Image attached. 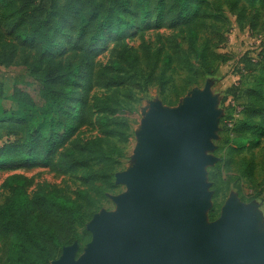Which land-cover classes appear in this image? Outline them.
Instances as JSON below:
<instances>
[{
	"label": "trees",
	"instance_id": "trees-1",
	"mask_svg": "<svg viewBox=\"0 0 264 264\" xmlns=\"http://www.w3.org/2000/svg\"><path fill=\"white\" fill-rule=\"evenodd\" d=\"M226 7L235 13L239 26L247 25L253 32L264 30V0H0V16L27 53L20 64L37 83V99L18 85L10 97L38 108L45 116L54 106L60 125L49 136L27 127L24 137L9 140L0 148V165L10 169L39 165L63 174L80 172L83 186L73 196L65 188L45 183L31 190L33 178L24 174L7 176L0 185L10 191L0 205V233L7 239L3 264H52L66 246L91 240L87 225L117 187L113 174L130 129L124 115L126 105L134 100L136 91L150 85H156L163 96L170 88L183 95L229 60L213 48L215 39L218 43L223 40ZM148 21L179 29L181 39L163 36L166 44L159 49L147 41L140 48L129 47L126 32ZM208 32L213 37L207 36ZM68 36L70 54L59 57L58 47ZM108 36L115 38L110 60L96 72L88 68L79 92L83 64L90 63L93 47ZM1 58L12 65L14 54H2ZM178 72L185 73L180 85L176 84ZM241 72L253 73L254 79L243 91L246 101L231 124L225 164L239 167L227 188L234 181L239 199L249 203L263 194L264 178L257 179L254 159L235 157L258 147L264 139V48L256 60H246ZM93 86L104 87L107 93L89 103ZM240 89L233 86L235 96ZM5 93L6 86L0 82V99ZM91 111L100 133L83 142L73 140L72 146L55 152L86 123ZM217 216L211 208L210 219Z\"/></svg>",
	"mask_w": 264,
	"mask_h": 264
},
{
	"label": "water",
	"instance_id": "water-1",
	"mask_svg": "<svg viewBox=\"0 0 264 264\" xmlns=\"http://www.w3.org/2000/svg\"><path fill=\"white\" fill-rule=\"evenodd\" d=\"M216 114L207 91L172 110L154 102L138 132V165L118 176L129 187L116 198L118 211L95 214L84 252L76 256L75 242L52 264H264V230L252 205L234 195L220 217L203 219L204 151Z\"/></svg>",
	"mask_w": 264,
	"mask_h": 264
},
{
	"label": "rangeland",
	"instance_id": "rangeland-1",
	"mask_svg": "<svg viewBox=\"0 0 264 264\" xmlns=\"http://www.w3.org/2000/svg\"><path fill=\"white\" fill-rule=\"evenodd\" d=\"M26 1L28 2L29 0ZM33 5L35 6V2ZM224 14L227 16L228 21L222 31L223 40L218 43L215 39L213 48L217 53L228 55L230 57L229 60L221 62L212 74L204 75L197 84L190 86L183 95L178 96L176 91L170 88L163 96L156 85H150L144 91H136L134 100L126 105L124 115L129 121L130 129L128 141L124 143L125 149L123 156L120 158V165L113 174L117 187L114 192L108 193L96 214L102 212L116 213L118 211L116 198L129 191L128 185L120 182L118 176L134 171L138 165V132L142 127L145 113L153 107L154 102L161 103L164 109L172 110L177 108L187 98L192 97V95L205 91L209 92L214 99L217 114L209 139L210 145L204 151L209 158L203 165L202 172V178L207 185L206 192L208 193V207L203 212L204 222L210 223L214 221L209 217L211 208H215L218 212L217 218L220 217L224 205L231 196L235 195L241 202L236 188L233 186L234 181H231L230 187L227 188L229 178L238 173L239 167L235 163L232 164V167H228L225 162L228 158L227 148L229 141L232 138L231 124L235 122L236 112L243 107L246 101L243 91L251 85L254 79L253 73L246 75L241 71L246 60L257 56L261 49L264 48V30L253 32L247 25L239 26L235 13L228 7L224 9ZM261 20H264V15ZM179 31V29H171L168 26L158 27L154 22L148 21L141 26L137 25L128 30L125 34V41L129 47L135 49L140 48L143 41H147L153 49H159L166 44L162 40L163 36H176L180 40L181 33ZM206 35L213 37L209 32ZM69 37L64 38L58 47L57 54L59 57H65L70 54L68 43L71 38ZM114 39V36H108L106 40L98 42L93 47L90 53V63H85L82 66L81 82L78 86L79 92H82L88 68L96 72L110 60ZM2 54H14L12 65H7L4 59L1 58ZM26 55L25 48L20 45L16 34L0 16V82L6 86L5 96L0 99V134L2 135L0 148L9 140L24 137L27 127L31 130L39 131L45 136H49L52 131L58 130L60 127V125H57L58 115L54 106H50L45 116L41 114L38 108L25 106L10 97L13 87L18 85L28 90L36 99L38 98L37 83H34L29 71L20 64ZM175 76L176 84L180 85L185 73L178 72ZM233 86L241 88L237 96L233 93L234 90L232 91ZM105 93H107L106 88L93 86L88 94L89 103L92 102L95 96ZM90 114V118L87 119L86 123L81 125L73 137L66 140L64 146L55 152H59L67 146H72L73 140L83 142L100 133V128L94 122L95 114L93 115L92 111ZM19 119L26 123L18 121ZM241 156L252 158L258 163L256 176L258 180L263 179L264 139H262L258 147L253 148L251 151H244L241 155H236L235 158L239 159ZM13 173H20L33 178L31 190L39 184L45 183L65 188L69 194L74 196V192L83 187L79 179L80 172L77 174H63L58 171H52L49 167L39 165L33 167L19 166L14 169L0 165V185L7 176ZM245 188L247 189V185H245ZM9 193L8 189L0 188V205L6 200ZM242 204L245 207L252 205L251 208H254L256 212L261 230H264V196ZM6 241V237L0 233V264H3L4 261ZM77 243L78 251L76 256H80L88 244Z\"/></svg>",
	"mask_w": 264,
	"mask_h": 264
},
{
	"label": "built area",
	"instance_id": "built-area-1",
	"mask_svg": "<svg viewBox=\"0 0 264 264\" xmlns=\"http://www.w3.org/2000/svg\"><path fill=\"white\" fill-rule=\"evenodd\" d=\"M257 56H258V55H257ZM257 56H253L252 59H253V60H256V59H257ZM237 116H239L238 113H236V117H237Z\"/></svg>",
	"mask_w": 264,
	"mask_h": 264
},
{
	"label": "bare ground",
	"instance_id": "bare-ground-1",
	"mask_svg": "<svg viewBox=\"0 0 264 264\" xmlns=\"http://www.w3.org/2000/svg\"><path fill=\"white\" fill-rule=\"evenodd\" d=\"M147 115H148V111H147V113H145V117H144V119L147 118V117H146Z\"/></svg>",
	"mask_w": 264,
	"mask_h": 264
},
{
	"label": "crops",
	"instance_id": "crops-1",
	"mask_svg": "<svg viewBox=\"0 0 264 264\" xmlns=\"http://www.w3.org/2000/svg\"><path fill=\"white\" fill-rule=\"evenodd\" d=\"M262 196H264V192H263V194L261 195V197H262Z\"/></svg>",
	"mask_w": 264,
	"mask_h": 264
}]
</instances>
